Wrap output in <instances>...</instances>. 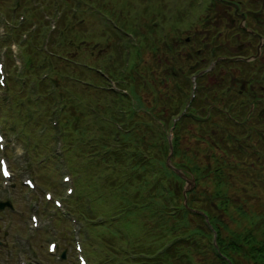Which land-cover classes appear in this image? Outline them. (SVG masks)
I'll return each mask as SVG.
<instances>
[{
  "label": "rangeland",
  "instance_id": "1",
  "mask_svg": "<svg viewBox=\"0 0 264 264\" xmlns=\"http://www.w3.org/2000/svg\"><path fill=\"white\" fill-rule=\"evenodd\" d=\"M67 1L68 0H0V63H2L4 71V84H0V128L4 137L2 142L3 148H0V157H4L7 160L11 171L10 179H3L0 176V201L7 200L11 204V208L7 206L0 208V264H20V262L24 261L23 259L21 260L20 256L24 259L27 258L30 264H74L73 259H76L75 254H77L74 252V243L80 245V254L84 258L86 264H136L135 262L138 260L137 255L145 252L153 256L154 252L162 249L164 250L171 242L169 236L177 233H186L188 235V237L183 240L186 244L184 251L187 249L188 252L183 257L177 255L176 264H190V262L191 264H222L221 262L219 263V257L215 255L220 253L219 249L223 251L225 255L229 252V248H227L226 244L229 239H233L235 234L241 233V236H246V239L249 229V233H254L255 231L257 234L259 233V236L257 234L254 235L257 236V239H261V235L264 232V184L259 176L261 169L264 168V166H261L264 165V142L260 141L257 134H264V126L261 122L264 118L258 122L254 119L247 122L248 125H252L255 122L257 126L256 133L253 134L250 139H243L242 141L243 148L246 149L242 162L247 166H238L237 170L239 169V172L235 171L231 178L227 177L225 179V188L229 200L228 203L230 204L228 206L229 216L224 215L222 210H219L217 206L214 209L211 208V211H208L205 209V207L208 206L202 203L201 207L204 209L200 211L189 209L200 215L202 214L204 222L201 218L198 219L189 216L187 217L186 223L183 222V219L178 217V211L173 217L164 215L167 209L166 203L162 198L159 199L158 190L156 187H151L149 182H147L146 188L140 189V195L152 197L144 198L146 201L150 202L149 208H138L141 206L140 199L132 198L131 194L134 193L136 186L137 189L135 192L139 191V185H130V187L127 186L125 189L121 185L122 179L120 178V172L123 171L126 174V176L123 177V179L125 178V185H128L127 178L130 177L129 174L132 172V169H126L124 166L121 167L122 160L119 162V179L117 178L115 186L108 187L106 184V180L110 179L112 175H115L114 173L108 176V178L99 181V185L97 183L94 184L92 179L95 178V172L106 173L105 171L109 172L110 170L106 169L104 171L103 168L105 167V163L91 167L86 162V151L88 149L85 138L87 137V140H90L102 126L107 124L98 114L91 113L88 109V105H95L92 103L94 99L92 95L93 89L80 86L77 83L64 82L67 87H70V89L77 94L76 95L68 90L64 91L60 87L61 83L57 81L60 90L66 92L69 96L73 95L72 101L77 105L76 114L71 118L70 123L66 124L62 122L66 130L64 136L61 134L62 129L55 128L56 130H53L51 127L48 129V125H53L55 118H58L59 121L63 119L61 114L65 112L66 107L60 110V114H58V110L61 105L64 106L66 104V99L61 98L59 95L57 98L59 100L55 101L53 98L55 95L50 94L48 88H46L45 94L48 95V100H50L47 104L49 118L43 120L39 118V114L42 113L41 102L43 101V96L38 92V87L33 89L31 84L34 83L33 80H35V76L40 77L42 74H46L48 70L37 71L38 74L36 73L35 76L26 75L21 64L23 60L22 57L24 56L21 49H23L22 45L25 47V44L20 45V42L27 36L29 27H27V23H24V25L22 24L21 27L19 25L23 22H21L22 18L27 16L26 20L29 19L31 12L36 9L44 14H48L46 15V20L49 18L48 25L44 26V33H46L49 27H53L51 23H54L55 16L58 15L55 10L63 6L64 2L67 3ZM94 1L97 5H101L103 2L104 4L108 3L104 8L98 6L97 8L94 4H89L90 8L98 10L99 16L85 12L79 14L80 17L88 15L86 20L89 22L90 30H87L88 34L94 37L92 43L96 41V36L101 37V42L108 36L103 29L104 27L102 28L101 19L112 26L118 25L121 31L129 30L132 29L133 21H135L133 19L134 14L136 18H141V10L143 7H145V10H143L144 18H147L154 13L153 9L164 6V12L167 14L166 16H171V19L166 21L167 32L174 35L173 38L175 39L173 42L176 43V49L182 57L179 58L177 65L179 73L180 69L186 70L190 66L193 68V64L189 65L188 62H186L187 57H190L186 55V53L190 51L193 52L190 57L191 59L196 58L198 55L205 54L206 56V59L199 61L197 66H206L209 63L199 74V76L201 75L198 79L200 88L197 95H203L206 91L203 93L201 91L212 89L214 86H216V91H219L220 83H222V86L228 85L229 76L232 77L230 82L231 87H233V76L237 75L236 69H241L242 64H236V69H234L233 62H227L225 65L226 70H223V67L220 68L218 67L219 64H216V61L223 58V56H218L216 60L213 57L210 62L207 60L209 54L206 55L205 47H203L204 44L209 42V40L205 41L207 39L205 33L213 35L215 28L221 30V33L218 36L214 34V44L217 45L218 51H222L226 55L237 53V48L242 50L247 43L246 40H239V38L234 42L232 38L229 39L225 34L224 31L235 24H232L231 16L222 11L223 3L221 4L218 0H213V9L205 14L209 0ZM191 2L194 3L193 6L189 4ZM215 2H217V4H215ZM69 4L70 2H68V5ZM160 9L162 10L161 7ZM111 11H114V13L116 12V14H113L114 19L111 13V15H108ZM161 12L162 11L159 10L158 13ZM177 12L182 14L181 20L183 22L178 23V29L175 28L174 32H172V27H174L173 24L176 20L172 14ZM201 13V22L199 26H196L198 17ZM263 15L264 13L259 16L261 19V24L259 25L261 26L263 25L262 20H264ZM206 17L208 19L207 22L205 21ZM185 22H187L186 25H190V27L186 28ZM86 25L87 24H85V26ZM213 27L214 29L211 30V32H207ZM228 34L230 37H233L230 31H228ZM32 35H30V37ZM196 35H198V37L194 39ZM253 39L254 38L249 41ZM200 40L202 42H200ZM36 41L41 45L44 41V36L41 35L40 40L36 39ZM92 43L82 46V50L85 49L83 52L75 48L74 54H78L76 59L96 64L97 61L93 62L90 59L89 54L91 52L94 54H91V57L103 58L106 56L100 51H97L104 49L102 46L103 43L94 47ZM74 47L75 46L68 48L62 47L61 50L65 53L72 54L70 51H72ZM197 48L201 49L195 53L194 50ZM250 51L251 53L253 52L252 49H250ZM39 55H41V53H38L37 57ZM62 61L63 60H55V63L61 64ZM252 61L253 62L250 63L251 65L263 66L264 64L260 57ZM170 65L171 62L168 66L166 65V72L169 71ZM64 66L67 68L66 73H70L69 65L64 64ZM48 72L50 73V71ZM91 73H93L94 76L95 74H101L98 70ZM254 73L255 71L252 69L249 71V76L253 77ZM89 75L90 73H87L85 77L89 78ZM149 76L151 77L150 73ZM161 76L162 75H159L160 79ZM24 78L27 82V86L33 89L30 92V106L26 103L25 98L20 100L22 94L17 95L15 99L19 107H17V104L11 105L12 103L9 101L12 97L11 94H18ZM48 79H50V74L47 80ZM147 79L149 78L147 77ZM141 81V79L138 81L139 85H141ZM147 83H149V81H147ZM192 84H194V82H192ZM49 91L51 93L53 92L52 89H49ZM163 92L164 95H166V91ZM147 94L150 96L145 95L143 91V98L145 100V103L143 102L144 107L150 106L151 104L148 100L153 101L156 95L154 92L153 95L150 92H147ZM158 94L160 96L158 100L165 101V99H163V94ZM177 95L178 94H175V96ZM209 99L208 104H213L215 107H219L218 104L221 105V103L218 102V98H212V96H210ZM248 104L250 103L243 104L246 110ZM20 107L22 108L21 110H19ZM96 108L98 112H101V105L96 106ZM172 110H174V107L171 108V111ZM233 110V118L240 123L239 126L245 127L246 124L244 119L248 116L243 115L240 117L236 114L238 108L235 102ZM166 112L168 113V111L165 110L164 114H166ZM204 112L205 110L202 112V109L197 107V116H201ZM212 112L213 110H211V113ZM249 113L250 111H248V114ZM56 114L58 115L56 116ZM101 114L103 113L101 112ZM215 115V123L219 124L220 121H227L226 119H221L219 114L215 113ZM156 122L158 125L160 124L159 119ZM156 122L152 120L149 130L144 131V136H141L145 140L146 146H150L151 144L154 145L152 129L156 125ZM194 126V123H187L183 126L184 129H181L179 143L181 147L186 148L188 158L192 157L197 163H205V153L210 152L208 150L210 147L206 145V141L210 142L211 140L204 139L208 138L207 135H205L204 138H197L203 131L200 129V123L196 129H194ZM72 127L75 129L74 134L71 132ZM116 129H118V127H116ZM229 129L230 128L227 127L224 130L225 133L229 131ZM112 130L113 129H111L112 134L110 139L113 138V140H115L114 138L118 135V132ZM169 131L170 130H167L163 135L164 142L167 143L168 148L172 138V133ZM80 133L82 134L79 138H76L75 134L78 135ZM14 142L16 144H14ZM69 142L74 143V145H70ZM58 143L61 145L60 152L58 151V147H56ZM76 143L77 146H75ZM257 144L262 145L257 148ZM213 151L215 153L218 152L215 147ZM171 155L172 151L169 155L170 158ZM167 157L168 155L165 157L164 161H167ZM216 157L219 159L220 154L218 153ZM176 161L180 163L179 159H176ZM169 163H171V160L168 161V164ZM250 164H252V167H250ZM160 166L161 165H153L151 169L156 171L160 169ZM245 168H247V170ZM171 169L173 171L175 170L173 168ZM179 172L182 174L181 170H179ZM244 173H246L245 181L241 179L240 176ZM63 175L70 176L69 182L64 183L62 181ZM97 176L99 177V175ZM234 176L235 179H233ZM188 177L190 176L188 175ZM25 178H30L33 181V188H29L24 184ZM147 178V175H145L144 179ZM251 180L256 181L257 185L252 184ZM203 181L199 178V186L192 185L191 179H189V183L187 184L180 182L179 185L175 187L174 203L177 206H180L182 202L184 203L183 192L187 194V196H185L186 204H188V194L192 191L193 193L190 194V198H194L193 200L197 204H200L199 200L202 201L205 196L207 198H212L211 193L214 190L213 185L215 182L208 179ZM112 183L113 181H111L110 184ZM173 183L177 184V182L174 181ZM119 184L122 188L118 187ZM71 187L74 191L68 195L66 189ZM44 192L51 193V198L49 200L44 198ZM165 195L166 194L163 196ZM54 199L60 201L61 207L54 205ZM130 200L138 202V206H130ZM193 200H191V204L195 205ZM235 205L241 206L242 210L238 207L237 209L239 210H237L234 207ZM128 206L129 208L132 207L133 210L128 211L129 209H125L124 212L120 208L123 207L124 209V207ZM154 206L158 207L160 212L155 214L153 212ZM30 215H37L39 218L35 227L30 220ZM205 219H207V221H205ZM253 220L254 224H251ZM209 228L215 233L217 231L220 234L219 244L216 235L213 243L211 241L212 244L209 243ZM191 234L193 235L190 238ZM262 238L264 239V234ZM239 240H242L241 237H239ZM50 241H55L57 247L56 254L48 257L46 256V246ZM164 242L168 244H163ZM211 245H214V248L218 250V252L215 251L216 254H214L211 249ZM60 251L64 252V260L62 262H58L56 258L57 255L60 254ZM235 256L241 264H250L251 262L245 255H234V258ZM222 257H224V255ZM228 259L232 264L233 260L231 261L230 258ZM187 260L189 261L184 262ZM226 263L230 264L227 259Z\"/></svg>",
  "mask_w": 264,
  "mask_h": 264
},
{
  "label": "trees",
  "instance_id": "2",
  "mask_svg": "<svg viewBox=\"0 0 264 264\" xmlns=\"http://www.w3.org/2000/svg\"><path fill=\"white\" fill-rule=\"evenodd\" d=\"M218 1L221 4L223 3L222 11L231 16V22L233 25L235 24L234 26L229 24L231 27L224 31L227 37H229V39L232 38L234 42L239 38V40H246L247 43L244 49L240 50V48H237V53L226 55L222 51L217 50V45L214 44L213 40L214 34L217 36L220 35L221 30L217 28L214 29V27L208 31L205 29L207 32H211V30L214 29L213 35L205 33L207 35L205 41L209 40V42L203 46L205 47L206 55L209 54L207 60L210 61L213 57L216 60L218 56H223V58L216 61V64H219L218 67H223V70H226V63L233 62L234 69H236V64L239 63L242 64V68L239 70L236 69L237 75L233 76V87H231L230 82L232 77L229 76L230 85L228 83V85L222 86V83H220L219 91H216V86H214L212 89L201 91L202 93L206 91L203 95H197L200 88L198 79L201 76H199L198 73L204 70L209 63L206 66H197V64H199V61L206 59V56L205 54L198 55L196 58L191 59L190 57L193 52L190 51L186 53V55L190 56L187 57L186 62L194 66L193 68L190 66L186 70L180 69L179 73L177 65L179 58L182 57L176 49V43L173 42L175 39L173 38L174 35L167 32L166 21L171 19V16H166L167 14L164 12V6L153 9L154 13L147 18H144L143 10H145V7H143L141 10V18H136L134 15L133 19L135 21H133L132 29L129 30L121 31L118 25L112 26L101 19L102 28L104 27L103 29L108 35L103 42L100 41L101 37L96 36V41L92 43L94 37L90 36L87 30L89 29V22L86 20L88 15L80 17L79 14L85 12L99 16L98 10L90 8L89 4L92 3L96 7L104 8L108 3L104 4L103 2L101 5H97L94 0H68L67 3L64 2L63 6L55 10L58 16L55 17L54 30L50 31L47 36L45 47H42L39 45V42L36 41V39L40 40L42 33L41 26L46 21L45 15H43L41 11L35 9V11L31 12L30 18L24 21L29 26H31V24L35 25L30 34L33 35L28 37L29 43L22 50L24 53L23 61L26 75L35 76L36 73L38 74L39 71L45 69L50 71V73L48 71L46 72L47 76L43 79L41 76H35L38 92L43 96V101L41 102L42 113L39 114V118H41V120L49 118L47 104L50 100H48V95L45 94V90L48 88V92L55 95V97H53L55 101L59 100L57 99L59 95L61 98L66 99V104L64 105L66 109L65 112L61 114L63 119L60 121L58 119L60 130L62 129L61 134L64 136L66 130L62 122L66 124L70 123L71 118L76 114L77 105L72 101L73 95L69 96L66 92H62L60 87L64 91L68 90L73 94L76 93L72 91L70 87H67L64 82L77 83L80 86L93 89L92 95L94 99L92 103L96 106L101 105V112L103 114L96 110L97 108L95 105H88V109L91 113L98 114L107 124L102 126L90 140L84 137L88 149L86 151V162L91 167L105 163V167L103 168L104 171L106 169L110 170L109 172L105 171L106 173L95 172V178L92 179L94 184L97 183L99 185V181L108 178V176L114 173L115 175H112L110 179L106 180V184L108 187L115 186L117 178L119 179V162L122 160L121 167L124 166L126 169H132V172L129 174L130 177L127 178L128 185H125V178L123 179L126 174L123 171L120 172V178L122 179L121 185L124 189L127 186L130 187V185H139V191L135 192L137 189L136 186L134 193L131 194L132 198L140 199L141 206L138 208H149L150 202L146 201L144 198L152 197L140 195V189L146 188V184L149 182L151 187H156L158 190L159 199L162 198L166 203L167 209L165 206L166 214L164 215L173 217L178 211V217L183 219L184 223H186L187 217L189 216L198 219L201 218L204 222L202 214L200 215L190 210L200 211L204 209L201 207L202 203L208 206L205 207L208 211H211V208L214 209L217 206L219 210H222L224 215L229 216L228 206L230 204L228 203L229 200L225 188V179L227 177L231 178L235 171L239 172V169L237 170L238 166H247L242 162L243 155L246 153L242 141L243 139H250L257 130L255 122L252 125H248L247 122L251 119L258 122L264 118V64L263 66L250 64L253 62L252 60L258 57L264 62V20H262L263 25H259L261 24L259 16L264 13V0H228L237 6L236 12L235 6L224 3L222 0ZM68 2H70L69 5ZM189 4L192 6L194 5L192 2ZM215 4H217V2H215ZM213 7V0H209L205 14L209 13ZM73 8L74 11L71 12ZM159 10L162 12L158 13ZM110 13L112 15L116 14V12L114 13V11H111L108 15H111ZM202 13L198 17L196 26H199L201 22ZM241 14L244 16L243 26H241ZM172 16L176 18L173 24L174 27H172V32H174L175 28L178 29L177 24L183 21L181 20L182 14L180 12L173 13ZM112 18L114 19V15ZM207 20L206 17L205 21L207 22ZM85 24L87 25L85 26ZM186 24L187 22H185V25ZM185 27H190V25H186ZM228 31L231 32V36L233 37L229 36ZM197 37L198 35H196L194 39ZM252 38L255 39V42L254 39L249 41ZM261 38L260 55L254 59L247 60V58L256 53ZM200 42L202 41L200 40ZM90 43H92L93 47L103 43L102 46L104 49L97 51L105 54V57H91V54L94 55L93 52L89 54L93 62L97 61L96 64L78 60L76 59L78 54H74L75 48L83 52L85 49L82 50L81 47L89 45ZM72 46H75L74 49L70 51L72 54L65 53L61 50L62 47L68 48ZM199 49L201 48L195 49L194 52L196 53ZM250 49H252V53ZM38 53H41V55L37 57ZM55 60L63 61L61 64H57ZM170 62L169 71L166 72ZM64 64L69 65L70 73H66L67 68ZM251 68L255 71L253 77L249 76V71L252 70ZM97 70L101 74H95L94 76L91 72ZM87 73H90L89 78L85 77ZM49 74L50 79L47 80ZM196 74L198 75L195 76ZM159 75H162L161 79ZM146 76L149 79H147ZM192 76H195L194 88L192 87ZM140 79L142 80L141 85H139L138 82ZM57 81L61 83L60 87ZM147 81H149V83H147ZM49 89H52L53 92L51 93ZM30 90L31 89L24 80L18 94H11L12 97L10 101L12 105L17 104V102H15L16 96L22 94L20 100L25 98L26 103L30 106ZM143 91L147 96H150L147 92L152 93V95L153 92L156 93L153 101L148 100L151 104L150 106L144 107L143 102L145 103V100L143 98ZM163 91H166V95H164ZM158 93L163 94V99H165V101L158 100V98H160ZM175 94L178 95L175 96ZM210 96H212V98H218V102L221 103V105L218 104L219 107H215L213 104H208ZM234 102L238 108L236 114L240 117L243 115L248 116L244 119L246 124L245 127L239 126L240 123L233 118ZM248 102L250 104H248L246 110L244 105ZM17 107H19V104H17ZM172 107H174V110L171 111ZM197 107L201 108L202 112L205 110L201 116H197L196 114ZM21 109L20 107L19 110ZM165 110L168 111V113L166 112V114H164ZM211 110H213L212 113ZM248 111H250L249 114ZM215 113L219 114L221 119H226L227 121H220L219 124L215 123ZM58 114H60V111ZM58 114H56V116ZM158 119L160 120L159 125L156 122ZM152 120L156 122V125L152 129L154 145L151 144L150 146H146L145 140L141 136H144V131L149 130ZM261 122L264 126V120ZM187 123H194V129H196L200 123V129H202L203 132L197 136V138H204V136L207 135L208 138L204 139L211 140L210 142L206 141V145L210 147L208 149L210 152L205 153V163H197L192 157L188 158L186 148L180 146L181 129H184L183 126ZM116 127H118V129H116ZM170 127L172 132V155L170 158L172 166L181 170L186 177L189 175L190 177L188 178L193 179L194 186L198 185L199 178L201 181L208 179L215 182L213 185L214 190L211 193L212 198H207L205 196L202 201L199 200L200 204L195 203L193 200L194 198H190V194L193 193V191L188 194L187 206H185L183 202L180 206L174 203L175 187L178 186L180 182L185 183V181L180 175L169 168L166 161H164L165 157L169 154V148L167 143L164 142L163 135ZM227 127L230 129L225 133L224 130ZM111 129L118 132V135L114 138L116 141L113 140V138L110 139L112 134ZM74 131L75 129L72 127L71 132H73V134L75 133ZM81 134L82 133L78 135L75 134V137L79 138ZM257 135L260 141L264 142V134ZM69 144L74 145V143L70 142ZM261 145L262 144H257V148ZM75 146H77V143ZM214 147L218 151L217 153L213 151ZM218 153L220 154L219 159L216 157ZM176 159H179L180 163L177 162ZM153 165L161 166L160 169L153 171L154 169H151ZM261 166L263 167L264 165ZM250 167H252V164H250ZM245 169L247 170V168ZM97 175H99V177ZM145 175H147V179H144ZM240 176L241 179L245 181L246 173ZM259 177L264 184V168L261 169ZM233 179H235V176ZM111 181H113L112 184H110ZM173 181L177 182V184L173 183ZM251 183L257 185V182L254 180H251ZM121 185L119 184L118 187L122 188ZM164 194L166 195L163 196ZM191 200H193L195 205L191 204ZM138 204V202L130 200V206L137 207ZM132 207L120 208L125 212V209H129L128 211L133 210ZM234 207L236 209L238 207L242 210L241 206L235 205ZM153 212L156 214L160 211L158 207L154 206ZM251 224H254V220ZM212 231L213 230L209 228V243L212 242ZM249 231L248 229V237L246 239V236H241V233L235 234L233 239L228 238L229 240L226 244L227 248H229V252L226 253L228 256L220 249V253L215 255L219 257V263L227 264L226 259L228 263H230L228 259L230 258L231 261L233 260L232 264H241L236 256L234 258V255H245L250 259V264H264V239L262 238L264 232L261 235V239H257V236L254 235L257 234V232L249 233ZM192 235L193 234H191L190 238ZM215 235L219 244L220 234L216 231ZM169 237L171 238V242L168 244L167 248L154 252L152 257L147 258L139 256L136 264H176L177 255L183 257L188 252L187 249L184 251L186 244L183 242L188 235L186 233H177ZM239 237L244 240L240 241ZM210 247L214 254H216L215 251L218 252V250L214 248V245ZM223 255L224 257H222ZM188 261L189 260L184 262Z\"/></svg>",
  "mask_w": 264,
  "mask_h": 264
},
{
  "label": "water",
  "instance_id": "3",
  "mask_svg": "<svg viewBox=\"0 0 264 264\" xmlns=\"http://www.w3.org/2000/svg\"><path fill=\"white\" fill-rule=\"evenodd\" d=\"M225 3H228V4H230V2H228V1H225V0H223ZM234 6H235V12L237 11V6L235 5V4H233ZM240 17H241V19H242V22H243V15L241 14L240 15ZM170 144V143H169ZM170 149H171V146H170ZM171 153V152H170ZM170 153L168 154V157H167V164H168V161L170 160V157H169V155H170ZM169 165V164H168ZM170 166V165H169ZM179 174H180V176H183L180 172H179V170H176ZM183 178H184V176H183ZM186 180V184L187 183H189V180L188 179H185ZM191 182L193 183V180L191 179ZM185 192H183V197H184V205H186V198H185ZM6 205H9V202H3V203H0V208H2V207H4V206H6Z\"/></svg>",
  "mask_w": 264,
  "mask_h": 264
},
{
  "label": "snow or ice",
  "instance_id": "4",
  "mask_svg": "<svg viewBox=\"0 0 264 264\" xmlns=\"http://www.w3.org/2000/svg\"><path fill=\"white\" fill-rule=\"evenodd\" d=\"M5 175H7V173H5Z\"/></svg>",
  "mask_w": 264,
  "mask_h": 264
}]
</instances>
